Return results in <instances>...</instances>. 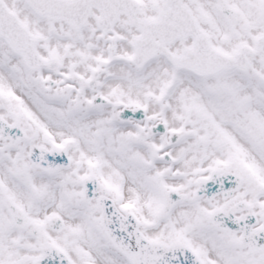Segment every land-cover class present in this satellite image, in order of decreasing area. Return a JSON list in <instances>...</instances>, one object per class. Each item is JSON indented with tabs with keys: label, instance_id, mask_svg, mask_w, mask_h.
Instances as JSON below:
<instances>
[{
	"label": "snow or ice",
	"instance_id": "6c2138e0",
	"mask_svg": "<svg viewBox=\"0 0 264 264\" xmlns=\"http://www.w3.org/2000/svg\"><path fill=\"white\" fill-rule=\"evenodd\" d=\"M0 264H264V0H0Z\"/></svg>",
	"mask_w": 264,
	"mask_h": 264
}]
</instances>
